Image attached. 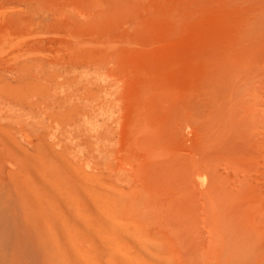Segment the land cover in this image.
Returning a JSON list of instances; mask_svg holds the SVG:
<instances>
[{
  "label": "bare ground",
  "instance_id": "6f19581e",
  "mask_svg": "<svg viewBox=\"0 0 264 264\" xmlns=\"http://www.w3.org/2000/svg\"><path fill=\"white\" fill-rule=\"evenodd\" d=\"M99 1L96 0L97 3ZM106 1L105 7L108 5L107 7L110 8L109 0ZM96 2H94L95 6L99 7L101 4L98 5ZM194 2L197 1L195 0ZM163 4L167 8L163 6L164 8L160 11L164 15L162 14L161 16L166 17L169 13L171 14L172 10H169V3L161 2V6ZM28 5L31 6L33 12L34 9L32 7L37 9L34 3H29L25 6ZM104 5L102 2V11L98 8L101 14L104 13ZM114 5L116 6L115 2ZM64 7L62 6V10L66 13L67 7L65 9ZM28 8L30 7L28 6ZM71 8L73 9L74 7ZM71 8L70 10H72ZM113 8L115 9V7ZM94 9L93 7V11L92 9L90 11L96 12ZM117 9L115 10L118 11ZM28 10L30 11V9ZM69 11L68 13L71 12ZM63 12L62 17L64 18L63 15L65 14ZM84 12H82L83 15ZM89 12H87V15H89ZM109 12L113 16L118 14L114 10H110ZM30 13L32 14V12ZM80 13V10L79 13L76 12L79 15ZM97 14L99 13L97 12ZM35 15L36 13L32 14V18ZM87 15L83 17H87ZM91 15L95 17L96 13L90 14L88 17L90 18ZM75 16L77 18L81 15ZM102 16H106L108 19L102 18L103 22L99 17H95L96 20L95 18L91 19H93L94 23L98 21L109 24L112 16L109 18L108 13ZM68 18L71 20L70 16ZM75 18L74 21L80 20L82 17L76 20ZM64 19V23L69 21H66L67 17ZM44 20L42 22L45 24ZM55 20L58 25L59 23H63L62 18L59 19L60 21H58V18H55ZM84 20H88L85 22L86 24L88 23L87 25L89 23L92 24V20L86 18ZM26 22H28L27 24L24 22L26 25H21L22 22H16L19 25H16L12 29L1 28L0 36L9 38L11 34L21 33L23 29L27 31L31 30L34 27V21L30 18ZM98 22L97 27L100 28L101 23L98 25ZM58 25L55 29L57 33H63V36L60 37L61 39L52 40L55 35L49 38L51 40L48 39L50 42L48 46H51L49 49L53 53L52 57L48 56L51 53L48 55L44 54L45 56L43 54L39 55L41 52L45 53L43 51L48 47L38 37L31 40L28 39L29 42L24 46H20L19 44L10 47V50H7L8 52L6 51V53H2L3 51L0 53V264H258L257 258L259 255L257 252L262 251L261 254L264 253V236L261 239H257L259 241L257 244H252L250 243V239L247 240L245 238L249 235L248 233L245 234V232L248 229L252 230L254 226L252 225L245 229V175L240 167H237L232 162L235 160L232 157H227V160H218L203 153L198 154V158L191 162L187 161L188 158L186 157L187 162L176 158V155L174 158L169 159L170 155L168 154L166 157L164 154L165 156L163 155V157L168 159L165 161L162 158V152H160V156L157 154L163 159L159 160V157L155 155L156 153L153 154L154 151H152L153 159L155 157L157 160L149 161L148 158L151 157V154L147 155L146 160L148 159L149 164L147 165L144 162L146 167L139 166L141 168L139 172H136L139 174L138 176L143 175V182L136 179H140V177H135L138 181L137 184L142 182L143 186H135L136 182L133 185L132 175L134 173L131 175L128 171L129 169L125 170L122 168L123 165L119 164L118 159V145H120L119 127L121 126H119V122L121 124L119 119L125 114L122 116L119 113L121 115L119 117L118 109L114 107L117 104L114 103L112 106L110 104L111 101L107 103L104 100L97 99L98 101L95 102L90 100V98L95 99L102 92L100 91L102 89L100 87L101 83L100 85L96 84L95 79L89 78L85 72H79L80 66L81 68L83 67L81 64L86 59L88 61L92 60L94 63H99L103 58L107 59L106 50H102L105 52V55H103L104 53L98 47L100 45H92L93 48H86L89 46L79 44L77 42L79 39L73 43L69 42L67 39L70 37L69 30L73 27V23L69 30L68 27ZM87 25L84 24L83 26L86 27ZM103 26L105 27L106 25L103 24ZM93 27L89 25L86 27L89 29L82 28L87 34ZM80 28L79 30H83ZM47 29L46 31L49 30ZM93 29V34L100 31L95 30V27ZM103 29L101 30L102 32ZM78 32L80 33L81 31ZM78 32L76 35L79 34ZM175 32L177 33V31ZM38 33H40L39 28ZM200 35H204L202 37L203 40L205 37H208L209 41H212L211 44L216 45L217 47L213 46L217 49L218 46L220 47L222 43H225L224 38L223 40L218 38L220 45L218 42L216 43L215 40L218 39L216 36H214L216 39H213V35L210 36L209 32ZM200 35L198 34L199 38H195V41L200 39L199 41L201 42L202 38H200ZM74 36L73 34L71 37L74 38ZM55 37L58 38L59 36ZM47 38L44 39L47 40ZM208 38L205 40H208ZM25 40L26 37L21 43L23 44ZM17 41L20 43L19 40ZM99 41L97 39L96 42L101 43ZM184 43L185 40L180 44V47ZM8 44L5 46L8 47ZM211 44L210 49L208 45H204L201 46V48L203 47L201 50L206 51L208 48V52L215 54L216 49ZM11 45L13 44L11 43ZM205 46L206 49H204ZM0 47L4 50L2 46ZM109 47L107 46V52ZM105 48L103 45L101 49ZM112 51L109 49V52L112 53ZM133 52L131 53L133 54ZM111 53L109 58L112 56ZM131 53L130 55L134 57ZM120 55L126 54H119L118 56ZM130 55L128 54L127 58H131L129 57ZM124 57L126 58V56ZM98 58L101 60L97 62ZM116 59L113 60L111 58L109 61L113 60V63H115ZM119 59L121 58L119 57ZM136 61L138 62L139 59ZM87 62L86 64L88 65ZM93 62L92 66H94ZM107 62L108 59L107 61L104 60L105 65H102L105 68L106 65L111 67L112 61L108 62L109 64ZM86 64L85 66H87ZM123 64L121 67H123ZM97 65L95 64L94 66L96 69L93 67L94 71L97 70ZM85 66L83 67L84 69ZM104 66L103 68L101 65L98 67V69H102V72L105 71L103 76L110 75L108 76L110 79H115V74H113L115 77H111L112 73L110 71L112 69L109 68L111 69L110 71L109 69L104 70ZM133 66L135 65L133 64ZM121 67L113 69L123 70L124 67ZM93 70L91 69L89 72L92 71L96 75ZM101 71L98 72L97 70L99 75L102 74ZM145 71L147 70L145 69ZM126 72L127 70L124 73ZM136 72L138 73V71ZM148 72L150 71H147V74ZM122 76L124 77V74L120 75V78ZM125 80L127 79L125 78ZM125 80L123 81L122 79L123 82ZM144 80L145 78L142 81ZM98 81H100V78ZM75 82L77 84L81 83V86L89 89V92L86 93L88 90H85L86 92L81 94L77 89L80 93L79 95L76 90L79 96L76 95V92L70 93L69 90L63 94H57L59 90L57 88L63 87L64 84L69 86V84H75ZM109 82L112 84L113 80ZM127 82L130 81L127 80ZM150 82H152V78L148 81L149 84ZM74 84L70 86L73 87L72 85ZM89 84L92 85L91 87L94 85V87H88ZM118 84L113 85L117 86ZM109 85L106 86L108 87ZM137 85L139 86V84H132L133 87ZM145 85L147 86L144 82L142 86ZM77 86L79 87V84ZM122 86H126V84ZM71 87L70 89L72 90ZM114 88L116 89L115 92H117V88ZM132 88L129 87L131 89L129 94L125 90L124 95L126 99H128L127 95L129 96L130 93L131 95L134 93L132 91L135 90V87L133 90ZM126 89L128 91V88ZM152 89L153 87L150 88V86L147 88L148 91H153ZM64 90L66 91V89ZM119 94L118 96L120 97L121 94ZM145 94L149 95V93ZM151 94L150 96H153ZM147 95L144 96L143 92L142 98L145 97L144 99H146ZM123 96L120 99L124 98ZM117 97L114 98L118 100V105L120 106L119 101L122 99L119 100ZM129 98L132 100L131 96ZM163 99L164 97L159 95V93H156L152 98L147 97L148 103L146 107L143 106L145 109L144 116L141 118L140 114V117L135 118H140L137 124L143 127V129L141 128L142 131L144 130L143 137L141 138L146 144L143 143L146 153L150 151L148 149L150 146L153 149L154 143L159 139L157 137H163L161 135L163 134L161 130L163 122L157 117L158 113L156 110V106L160 102H163ZM123 102L124 99L121 101V104ZM122 108L123 106L120 108L123 111L124 109ZM137 111L139 110L137 109ZM133 126L134 124L130 127L132 128ZM173 131L178 130L174 128ZM137 132L140 135L141 131ZM195 140L208 144L212 139L206 133L203 136L195 138ZM124 151L121 150L120 153ZM127 151L124 152L127 154L125 155L132 157L128 155L130 153H127ZM129 157L127 158L129 159ZM131 159L137 161L133 157ZM130 161L129 159L127 163ZM169 168L182 170L188 177H190L189 175L193 176L192 182L197 183L195 186L198 187V190L196 193L190 195L189 201L191 204L187 213L183 211L184 207L179 196H174L170 193V196H167L166 194L167 172ZM134 175L136 176V174ZM182 181L186 182L187 180L182 179ZM127 194L131 195L130 205L127 203L129 200L126 201L127 197L129 199V195ZM252 231L249 232L251 233ZM254 233L253 235H256ZM253 235H251V239ZM249 237L250 235L247 238ZM253 241L255 240L253 239ZM258 247L260 248L259 250L257 249Z\"/></svg>",
  "mask_w": 264,
  "mask_h": 264
},
{
  "label": "rangeland",
  "instance_id": "374dc122",
  "mask_svg": "<svg viewBox=\"0 0 264 264\" xmlns=\"http://www.w3.org/2000/svg\"><path fill=\"white\" fill-rule=\"evenodd\" d=\"M69 1L70 0L68 1L67 0H0V29L15 28L17 23L20 22L23 23V24L21 23V25H26L28 23L26 21H28L30 18L31 20L34 21L33 22L34 27L31 29L32 31L31 30L27 31L26 29H23L21 33L15 35L11 34L10 36L11 38L10 37L3 38L2 36H0V46H2L4 49L2 50V48L0 47L1 48L0 53L1 51H3L2 53H6L7 50H10V47L17 46L19 44L20 46H24L27 42H29L28 39L31 40L35 37H38L42 39L47 44L48 47L43 51L45 53L41 52L39 55L43 54V56H45L51 53L48 56L52 57L53 53L51 49H49L51 48V46H48L50 43L49 40H51L49 38H52L55 35L59 37L57 38L54 36L52 40L53 39L59 40L61 39L60 37L63 36L62 32H59L61 35L56 32L55 28L58 24H56L57 19L55 20V18H58V21H60L59 19L62 18L63 21L62 20L61 21L63 23H59V25L61 27H68V30L69 28L72 27L71 25L73 23V27L71 28V30H69L70 37L67 39L69 42L73 43L79 39V41H77L79 44L81 45L84 44L85 46H89L86 48H93L94 45L97 46L100 45L98 47L101 50V52L104 53L103 55H105V52L107 53L106 55L107 57L106 56L103 57H106L108 59V62L112 61L110 64V66L111 65L112 66L108 67L109 65H106L105 68L104 60L107 61V59L103 58V60H101L100 59L101 57L98 58L97 62L99 60L103 61L102 63L101 61H99L100 64L94 63L92 60H89L91 62L89 64L88 59H86L85 62L83 61L84 63H82L81 65L84 67L86 62L88 61L87 63L90 66H88L87 64L86 65L89 68L85 66V69L86 70L88 69V71H86L83 67L81 68V66H80L81 69L79 68L80 71L77 70L79 72H85V74L89 78H93V80L95 79L96 84L100 85L101 83L100 87L102 89L100 91L102 92H100L101 94L98 92L100 96L99 95L97 96L98 94L97 93L95 94L97 97H95V99L90 98V100H92L93 102L98 100H104L107 101V103H110L111 101L110 104H112V106L114 103L118 105L119 104L118 100H115L118 94L119 93L121 94L123 90L124 92L121 94L122 96L125 94V90L129 94L131 90L129 89V87L132 88L133 87L132 84L133 85L139 84V86L137 85L134 86L135 88L133 87L135 90H133L132 88L133 90L132 92H134L132 93V95L131 93L129 96L126 94L128 99H126L125 95L123 96L124 98H121L122 100L124 99L125 102L122 103L123 105L121 104L122 100L120 99V97L122 96L119 94L120 97L118 96L117 99L119 98V100H121L119 101L120 106L118 105L119 108L116 107L117 105L114 106L115 109H118L117 111L118 115L119 113L122 116L125 114L123 117L119 115V117H121L122 119L121 118L119 119V121H121V124L119 122V126L120 125L121 126L119 127L120 145H118V149H119L118 159H119V164L123 165L122 168H124L125 170L129 169L128 171L131 173V175L132 173L136 174V176L134 174L132 175L133 176L132 184L134 185V182H136L135 186L137 187L143 186L142 183L143 175L142 173H140L142 176H138L139 174H137L136 172L137 171L139 172L141 167L143 166L146 167L144 162L147 165L149 164L148 159L149 161L155 159V157L154 159L152 157V151H154L153 154L156 153L155 155L157 157H159L160 152H162L161 153L162 158H164L163 157L164 154L166 155V157L169 154L170 155L169 159L174 158V156L176 155L175 156L176 158H179L181 160L183 159L185 161L186 158H188L187 161L190 162L192 160L197 159L198 154H203V153L206 155H210V157L218 160H227L226 159L227 157L230 158L232 157L235 160L232 162L235 163L237 167H240V169L243 171V174L245 175V229H247V227H251L252 225L254 226L252 227L253 231L248 229L249 231H252L251 232L252 234L248 230H247L248 232L247 231L245 232V234L248 233L250 235L249 238H247L249 235L246 236L245 238L247 240L250 239L251 240L250 243L257 244L259 242L257 239L258 238L261 239V237L264 236V0H196L197 2H194L195 0L193 1L192 0H111V3L109 0L110 8L107 7L108 5H106L105 7L104 4L107 3L106 0H100V1L97 0L99 1V3H97L95 0L94 2H96L98 5L101 4L99 7L95 6L96 4H94L93 0L92 2L91 0H77L78 2L76 0L75 1L71 0L70 2ZM102 2L105 7V8L103 7L104 8L103 9L104 13L102 12L103 14L100 13V11H102L101 10ZM114 2L116 3V6L114 5ZM161 2H165L166 4L169 3L172 7L175 8L174 9L170 5L169 6L166 5L169 7V10H172L171 12L172 15L170 13L167 15L169 16V18H167V16L166 17L161 16L162 14L164 15V13L163 12L161 13V11L162 8L165 7L164 6L165 4L161 6ZM29 3H34L37 6V9L32 7V9H34V12L36 13L35 17L33 16V18L31 15L35 13L33 12V10H31V6L28 5L30 8H28V6H25L26 4ZM68 5L76 9L74 8L72 9L70 7L72 9L70 10ZM62 6H65L64 9L67 7V9L65 10L67 11L66 13L63 12L64 10H62ZM21 7H23L24 9ZM26 7L30 9V11ZM93 7L95 8L94 11L96 10V12H92ZM113 7H115V9H117L118 11H116ZM68 8L72 13L68 10ZM85 8H88L89 10ZM98 8L100 9V11ZM108 8L109 11L114 10L115 12H118V14L115 15V13H113L115 15L113 16L108 11ZM121 8L123 9L122 12H121L122 10ZM91 9L92 11H90ZM79 10L81 11L80 13L81 16L79 14H76V12L79 13ZM68 11L70 13H68ZM30 12H32V14ZM62 12L65 14L63 15L64 18L67 17L66 21L69 20L68 16H70L71 20L64 23L65 19L62 17ZM82 12H84V15ZM87 12H89V15L96 13V15L94 16L99 17L101 21L102 18L108 17L107 14H106L107 17L102 16L105 13H108L109 18L111 16L112 18H110L109 24L107 22L101 23L97 21L98 25L99 23H101L100 24L101 27L99 28L97 27V22L95 23L93 22V19L95 17H92L91 15V17L89 18ZM97 12L100 15L97 14ZM8 13L11 15L13 14L14 17L9 15ZM74 13L75 15L80 16L82 18L80 20L78 19L80 17L75 18L76 16L74 15ZM85 15H87L88 18L83 17ZM20 16L22 20L20 19ZM26 16L28 17L31 16V17L28 18ZM12 18L14 20H18L19 22L14 20L13 22ZM74 18L75 20L78 19L76 20L77 22L74 21ZM85 18L92 20L91 21L92 24L89 23V25L93 27V25L96 24L94 26L95 30L97 31L100 30V31L99 32L95 31L97 33L93 34L92 33L94 31L93 29L94 27H93L92 28L93 31L91 30L89 33L86 34L84 29H89L86 28L89 25H87L88 23L87 24L85 23L86 21H88V20H84ZM37 19H38L37 22L40 23L36 22ZM41 19L42 20L45 19L44 21L46 22L45 23L46 25L44 24V22H42ZM81 22L83 23V25L85 24L87 26L86 27L83 26ZM78 23L79 25L81 24L80 27L81 28L83 27L84 29L83 28L82 29L84 31L79 30L80 27H78L79 26ZM35 24H39V25H35ZM103 24L106 26L104 27ZM103 27L105 30L103 29ZM38 28L40 33H38ZM46 28H48L49 30L47 29L48 31H46ZM41 29L42 31H40ZM102 29L103 32L101 31ZM78 31L81 32L79 33ZM175 31H177V33ZM77 32L79 33L78 35H76ZM207 32H209L210 36L211 35H213V37L216 36L217 39L219 38L223 40L224 38L225 43H222L221 46L220 47L218 46L217 49L216 48L217 46L213 44L214 46H216L214 47L211 44L212 41L210 42L209 41L210 39L208 37H205V39L208 38V40L204 39L205 40L204 41L202 38L204 35L203 36L200 35V34H205ZM71 34L75 35L74 38L71 37L72 36ZM198 34L201 36L200 38H202L201 42L199 41L200 39L195 41V38L196 39L199 38ZM79 35L80 37H78ZM25 37L26 40L22 44L21 41H23ZM42 37H44L45 39L47 38V40H45ZM80 38L82 39V41H80L81 40ZM132 38L134 39L132 40ZM216 38L214 37L213 39ZM87 39L89 42L87 41ZM97 39L98 41L100 40L99 42L101 43L96 42ZM213 39L211 38V40ZM219 39L215 41L216 43L218 42V44L220 45ZM12 40L15 42H13ZM17 40H19L20 43ZM180 40L183 41L185 40L186 43V44L184 43L185 46L181 45L180 47V44H182L183 42ZM11 43L13 45H11ZM207 43H210L216 49V53L212 50L215 54L207 51V49L210 47V44ZM7 44L8 47L5 46ZM103 45L104 48L105 45L110 46L108 48V52L109 49L111 51L113 49L112 53L107 52V46L105 49H101ZM204 45H208L207 49L206 46L204 47L206 51L201 50L203 49V47L201 48V46ZM102 50L104 51L106 50V51L103 52ZM132 51H134L133 54L131 53ZM114 52H116L115 55ZM139 52L141 53L142 57ZM110 53L112 54L111 58L113 60H115L119 54L125 53L126 55L118 56L117 58L118 61L116 59L117 61L116 64V61L115 63H113V60L109 61V59H111L109 58ZM130 53L134 55V57H132ZM128 54L130 55L129 57L131 58H127ZM124 56H126L127 60H125L126 58ZM119 57L125 61L124 62L123 60L120 61L121 59H119ZM135 57L136 60L139 59L138 62L135 60ZM92 62L94 66L95 64L101 65L102 68L104 66V70H108L109 68H111L112 70L109 69V71L111 70L110 72L112 73L111 77H115L116 75L115 79L113 78L110 79V77H108L110 75L108 76L106 75L107 73L110 74L109 72H107L105 74L106 76L104 77L103 75L105 71L102 72L101 71L102 69L101 68L98 69L99 65H97L96 67L98 72L99 71L102 72V74L99 75L97 70L95 71L93 70L95 67L92 66ZM129 63H130V67H129ZM122 64L123 67L125 64H127V66H125L123 69L124 71L122 69H119L120 71L116 70L117 67H121ZM131 64L133 68L131 67ZM133 64L136 67L133 66ZM112 67L113 68L116 67V69L114 70ZM91 69L96 73L97 76L93 74L92 71H91L92 73L89 72ZM145 69L150 72H148L147 74V71L144 72ZM125 70H127L126 73H124ZM136 71H138V73ZM128 73H130L131 75L130 74L128 75ZM119 74L120 75L124 74V77L122 76L120 78ZM142 77L145 78L144 81H142L143 80ZM99 78L101 82L98 81ZM125 78L130 82H127ZM148 78L149 80L152 78V82H150V84L148 83L149 81ZM103 79L106 81H104ZM119 79L121 83H119L120 82ZM122 79L123 81L125 80V82H123ZM107 80L109 81L113 80V83L111 82L112 84H110V82ZM144 82L145 84H147V86L146 85L142 86L144 85ZM102 83L106 85L110 84L109 85L110 87L109 86L107 87ZM71 84H69V86L67 84H64L63 85L64 88L63 87L57 88V90L58 89L59 90L58 93L56 90V93L63 94L68 90L70 93H75L77 89L81 94H83V92L85 93L86 92L85 90H88L86 93L89 92V89L85 87L83 88V86H81V83H78L79 84L78 87L77 82H75V84L72 85L74 89L73 87L70 86ZM113 84L115 85L118 84V85L114 86ZM121 84L122 85L126 84V86H122ZM140 84L142 85L140 86ZM91 86L92 85L90 84L88 85V87L90 88L94 87V85L93 87ZM149 86L150 88L153 87L152 89L153 91L147 90ZM70 87L72 88V90L70 89ZM114 87L117 88V92H115L116 89ZM126 88H128V91ZM64 89H66V91ZM77 92L76 95L79 93ZM143 92H144V96L147 95L145 93H149V95H147L148 98L154 97L156 93H159V95L164 97L163 99L164 101L160 102V104L156 106V110L158 113L157 117L159 118L160 121L163 122V128L161 130L164 135L161 134L163 137L160 138L159 136L157 138H159L160 140L158 139L155 143L153 142L154 143L153 149H151L152 146H150L149 148L147 147L148 149H150V151L147 149L149 151L147 153L145 151L146 144L141 138L143 137L144 134V130L142 131L143 127L137 124L140 118L135 119L136 117L141 116L142 118L144 116L145 113L144 107H146V104L148 103L147 97L146 99H144L145 97L142 98ZM151 93L153 94V96H150ZM130 96L132 100H130L129 98ZM99 97L102 98L100 99ZM104 97L106 98L108 97L107 100L106 98L104 99ZM133 104L136 105L135 107L137 108H135ZM122 106H123L122 109H124L123 111L120 109ZM137 109L139 111H137ZM128 111L130 112V114ZM122 112L125 113L122 114ZM133 124L134 126L131 128L130 126ZM174 128L175 130L178 131H173ZM137 131L139 132L141 131L143 133L140 132L139 135L137 134L138 133ZM206 133L212 139L208 144H204L200 141L197 142L195 140V138L199 136H203ZM157 142L159 143L158 146H157L158 144ZM121 150L122 151L129 150L127 151V153H130L128 155L132 156L138 162L133 161V159H131L132 157L126 156L127 154L124 153L125 151L120 153ZM150 154L151 157H149L146 160V158L148 157L147 155ZM157 154H159V156ZM125 156L126 158L129 157V159L131 160L129 163H127L129 159L127 158L128 159L127 160L126 158H124ZM166 157L164 158L165 161L168 160ZM162 158L159 157V160L160 159L163 160ZM190 162L188 163L191 164ZM189 176L190 177H188L187 174H185L180 169L173 170L172 168H169L167 172L166 194L167 196H170L169 193L174 196L175 195L179 196L181 203L183 204L184 207L183 211L185 213H187V210L190 209V204H191L189 201L191 198L190 195L196 193L198 190V187L195 186L197 183L192 182L194 177L193 176L191 177V175ZM135 177H140V179L139 178L136 179L138 181L141 180L142 182L137 184L138 181L135 179ZM182 179H186L187 181L184 182L182 181ZM127 195H129V199ZM127 195L125 196V199L127 197L126 201L129 200L127 203H129L130 205L131 195L130 194ZM254 230L256 231L255 232L256 235H253ZM251 235H253L252 239H251ZM253 239L255 241H253ZM257 249L259 250L260 248L258 247ZM261 252L262 251L257 252V254L259 255V257L257 258L258 264H264V255H263L264 253L261 254Z\"/></svg>",
  "mask_w": 264,
  "mask_h": 264
}]
</instances>
